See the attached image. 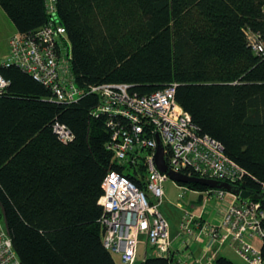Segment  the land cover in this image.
<instances>
[{
    "label": "trees",
    "instance_id": "obj_1",
    "mask_svg": "<svg viewBox=\"0 0 264 264\" xmlns=\"http://www.w3.org/2000/svg\"><path fill=\"white\" fill-rule=\"evenodd\" d=\"M0 6L21 33L50 21L64 27L72 77L85 92L126 83L142 95L175 84L177 103L243 169L235 184L259 195L264 211V0H55L54 14L46 0ZM250 31L261 50L248 42ZM0 73L9 80L0 94V217L22 264H115L102 242V180L114 169L144 189L143 160L133 171L115 159L107 118L93 112L98 94L61 102L16 65ZM55 124L72 139H61ZM262 250L264 257V241ZM142 259L172 260L149 256L146 246Z\"/></svg>",
    "mask_w": 264,
    "mask_h": 264
},
{
    "label": "built area",
    "instance_id": "obj_2",
    "mask_svg": "<svg viewBox=\"0 0 264 264\" xmlns=\"http://www.w3.org/2000/svg\"><path fill=\"white\" fill-rule=\"evenodd\" d=\"M46 7L54 14L55 0H46ZM64 32L62 25L50 21L32 34L12 33L0 66L13 64L30 73L49 87L57 101L75 102L86 93L98 94L93 112L107 118L106 125L111 132L107 146L114 152L115 159L125 169L133 171L139 169L141 160L145 164L144 189L125 173L114 169L104 176L103 192L98 199L103 208L99 219L104 228L103 245L118 254L123 264L140 262L138 246L142 238L157 252L166 255L169 250L168 223L158 204L164 195L163 182L168 176L161 172L155 161L156 135L164 145L169 170L192 171L202 177L231 183L240 180L244 171L224 153L218 141L198 132L190 113L175 100V84L142 95L130 92L126 83L90 85L86 92L77 87L69 66V45L62 39ZM248 42L253 49L263 48L258 35L251 31ZM8 85L9 80L0 73V94ZM54 130L61 139H72V132L65 124H55ZM205 191L209 197L215 194L219 199H224L226 193L231 196L220 221L204 224L208 235L220 243L228 242L248 264H264V211L260 200L242 198L220 188ZM195 218L186 211L180 223L181 230L190 233V224ZM0 264H22L1 221Z\"/></svg>",
    "mask_w": 264,
    "mask_h": 264
},
{
    "label": "crops",
    "instance_id": "obj_3",
    "mask_svg": "<svg viewBox=\"0 0 264 264\" xmlns=\"http://www.w3.org/2000/svg\"><path fill=\"white\" fill-rule=\"evenodd\" d=\"M14 32H16V28ZM7 47H8V40H7ZM189 189H191L192 191L197 190L193 188H189ZM220 204H221V208H216V206L214 205H211L210 207L204 205L202 194L199 193V196L197 197L196 200H194L193 198L189 200L188 208L189 210H192L191 213L196 218L200 217L202 221L198 222L196 218L192 220L190 224L191 227L190 233L181 230L179 226L175 227L172 222L171 224L168 225L169 250L167 254L172 259L171 264H201V262L204 259H205V263L202 264L211 263V261H213L214 264H216L215 260L217 256L223 255L227 257L226 255L222 254V252H220L221 250L220 246L224 244H227L229 246L228 242L220 243L219 241L213 240L210 237V235H208V229L204 227L206 221H210L212 223H218L220 221L221 213L224 208L223 204L222 203ZM225 205L226 204H224V206ZM144 242L145 241L143 240V244H145ZM145 246L147 248L150 245L145 244L144 247ZM152 249L156 250L155 247H152ZM154 255H159V253L157 252Z\"/></svg>",
    "mask_w": 264,
    "mask_h": 264
},
{
    "label": "rangeland",
    "instance_id": "obj_4",
    "mask_svg": "<svg viewBox=\"0 0 264 264\" xmlns=\"http://www.w3.org/2000/svg\"><path fill=\"white\" fill-rule=\"evenodd\" d=\"M14 31H15V25L8 17L4 9L0 6V61L8 51L7 40ZM163 188L165 195L162 196L158 204V209L161 211L162 215L166 218L168 225L171 224L172 222L175 227L179 226V228L185 212L186 211L192 212V210H189L188 208L189 200H191L192 198L196 200L197 197L199 196V193L202 194L204 205L209 207L211 205H214L216 206V208H221L220 203H222L224 207V204H226V202H229L231 200V196L229 193L225 194L224 199L217 198L215 194H211L209 197L207 191L205 190L203 191L200 189L192 191L184 184L179 185L178 182L172 180L169 177L165 179L163 183ZM0 221L4 224L2 217H0ZM256 243H259V240H257ZM142 244L143 241L141 239L138 246L139 258H142L144 256L145 247ZM220 248H221L220 252H222V254L232 259L235 263L243 262L242 257L233 248L230 247V244L229 246L227 244L221 245ZM146 250L149 256L157 253V250L152 249L151 246L147 247ZM113 257L115 259V264H123L118 254L113 253ZM202 263H205V259L201 262V264ZM206 264H214V262L211 261V263H206Z\"/></svg>",
    "mask_w": 264,
    "mask_h": 264
},
{
    "label": "water",
    "instance_id": "obj_5",
    "mask_svg": "<svg viewBox=\"0 0 264 264\" xmlns=\"http://www.w3.org/2000/svg\"><path fill=\"white\" fill-rule=\"evenodd\" d=\"M157 137V148L155 153V161L158 168L161 172L166 173L169 178L175 180L176 182H183V183H201L207 185L210 188H220L227 190L231 193L238 194L240 197H253L258 198L259 195L252 194L249 190L241 189L239 185L235 183H231L224 180H217L208 177H202L194 174H188L183 171H174L167 169V164L164 158V145L158 135ZM138 264H144V260L140 261Z\"/></svg>",
    "mask_w": 264,
    "mask_h": 264
},
{
    "label": "bare ground",
    "instance_id": "obj_6",
    "mask_svg": "<svg viewBox=\"0 0 264 264\" xmlns=\"http://www.w3.org/2000/svg\"><path fill=\"white\" fill-rule=\"evenodd\" d=\"M159 254H161L160 252H158Z\"/></svg>",
    "mask_w": 264,
    "mask_h": 264
}]
</instances>
